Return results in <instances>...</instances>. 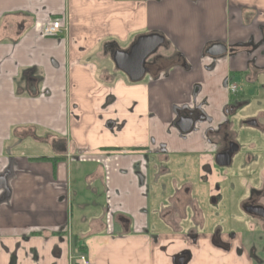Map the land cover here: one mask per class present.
I'll list each match as a JSON object with an SVG mask.
<instances>
[{"label":"crops","instance_id":"crops-1","mask_svg":"<svg viewBox=\"0 0 264 264\" xmlns=\"http://www.w3.org/2000/svg\"><path fill=\"white\" fill-rule=\"evenodd\" d=\"M51 19L61 31L42 35ZM256 26L264 0H0V264H172L177 245L160 248L181 228L163 208L151 225L145 150L166 144L165 162L190 149L164 133L168 107L245 70L238 56L208 72L205 51ZM151 33L174 64L133 81L114 53ZM191 248L189 264H233Z\"/></svg>","mask_w":264,"mask_h":264},{"label":"flooded vegetation","instance_id":"flooded-vegetation-1","mask_svg":"<svg viewBox=\"0 0 264 264\" xmlns=\"http://www.w3.org/2000/svg\"><path fill=\"white\" fill-rule=\"evenodd\" d=\"M254 30L255 33L253 31L246 39L229 44L213 42L205 51L211 59L206 67L208 72H217L220 59L226 58L233 64L238 56L243 57L245 70L229 71L218 88L208 92L200 85L193 86L189 92L182 93L179 103L168 107L171 118L164 133L186 146L189 140L190 149L176 153L196 154L198 158L197 164L194 163L197 183L189 178L191 175L185 168L181 175L184 181L178 184L173 179L171 195L166 197L167 203L162 207L164 217L181 228L179 239L170 240L160 248L167 251L170 246L177 245L169 256L172 264H189L194 259L190 246L199 253L208 251L210 245L223 253L216 257L214 251H208L215 263L261 262L258 254L264 252V66L256 67V64L264 55V27L256 26ZM133 44L126 51L129 52ZM163 44L164 39L145 58V74L174 64L165 52L158 51ZM214 44H220L219 49L223 44L226 50L221 54L208 53ZM237 78L240 79L239 86L234 83ZM220 96L224 97L223 101H218ZM156 116L155 111L149 113L150 119H156ZM150 145L152 147L145 150V168L147 176L152 175V180L156 181L169 169L161 163L164 162L162 154L166 152V144H156L151 139ZM200 202L207 205L210 214L212 208L226 205L221 214L242 220V227L248 228L249 242L241 229L228 227L225 230L220 224L214 226L210 236L200 233L196 226H203L205 214ZM188 205L191 215L187 212ZM187 219L193 226L184 230L181 223ZM201 240L208 245H199ZM245 249L248 255H244Z\"/></svg>","mask_w":264,"mask_h":264},{"label":"rangeland","instance_id":"rangeland-1","mask_svg":"<svg viewBox=\"0 0 264 264\" xmlns=\"http://www.w3.org/2000/svg\"><path fill=\"white\" fill-rule=\"evenodd\" d=\"M148 74L145 75L144 78H148ZM239 78L236 79V84L239 86ZM196 157V159H195ZM169 161L162 162V164H165L167 168H169V172L165 173L164 175H161L159 179L156 181L152 180V175L149 174L147 176V187H146V192H148V215L151 219V225H158L160 228H163V224L161 219L159 218V212L161 211V208L165 206V203H167L166 197L171 195V191L173 189V179L177 181L179 184L181 181H184V179L181 177L182 172L186 168L188 170L189 178L192 177V180L194 183H197V173H196V167L195 164H197L198 158L197 155L189 154V153H174L172 155H169ZM195 163V164H194ZM190 171V172H189ZM196 186V185H195ZM199 186V185H198ZM195 191V195L197 194L195 188L193 189V193ZM200 208L205 211L204 214V224L203 226L197 225L196 228L200 233L203 234H209V236L213 232V228L216 224H220L223 226L225 230L232 228V230H239L244 231L246 234V239L249 242L250 238L247 236L249 235L248 233V228L242 227L243 221L238 219V218H231L230 216H225L222 213L224 211V208L226 205L221 204L217 208H212L211 214L207 212L208 208L207 205H205L203 202L198 203ZM187 212L189 215H191V206H187ZM220 213L219 215L217 213ZM157 226V227H158ZM181 226L185 229H187L190 226H193V222H191L189 219L183 220L181 223ZM229 227V228H228ZM236 227V228H233ZM157 230L161 229H155L152 232H158ZM202 242V243H201ZM199 245L205 246L208 245V243L205 242V240H201ZM198 250V249H197ZM208 251H218L217 249H214L211 245L208 248ZM214 256H216L213 253ZM219 255V254H218Z\"/></svg>","mask_w":264,"mask_h":264},{"label":"water","instance_id":"water-1","mask_svg":"<svg viewBox=\"0 0 264 264\" xmlns=\"http://www.w3.org/2000/svg\"><path fill=\"white\" fill-rule=\"evenodd\" d=\"M163 36L158 33H151L139 36L130 51L117 50L113 59L116 66L123 71L131 80L137 81L145 75V58L163 42ZM214 44L208 49L210 54H221L226 49L223 44Z\"/></svg>","mask_w":264,"mask_h":264},{"label":"built area","instance_id":"built-area-1","mask_svg":"<svg viewBox=\"0 0 264 264\" xmlns=\"http://www.w3.org/2000/svg\"><path fill=\"white\" fill-rule=\"evenodd\" d=\"M63 25L64 24L61 22L60 19H51L43 25L41 29V33L42 35H50V36L57 35L61 31ZM231 88L232 89L234 88L233 84L231 85ZM78 263L79 264L89 263V260L84 253H80L78 255Z\"/></svg>","mask_w":264,"mask_h":264}]
</instances>
